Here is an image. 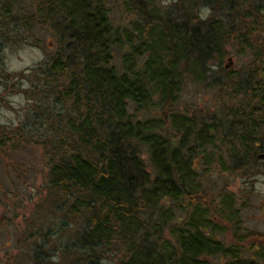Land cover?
<instances>
[{
    "label": "trees",
    "instance_id": "trees-1",
    "mask_svg": "<svg viewBox=\"0 0 264 264\" xmlns=\"http://www.w3.org/2000/svg\"><path fill=\"white\" fill-rule=\"evenodd\" d=\"M157 1L118 0L131 18L115 24L107 0H39L57 43L30 69L36 109L21 130L49 135L11 130L10 146H42L33 264H264L262 234L204 186L212 167L243 171L264 153V0ZM232 48L252 56L241 73L222 68ZM214 67L223 117L176 112L185 82Z\"/></svg>",
    "mask_w": 264,
    "mask_h": 264
},
{
    "label": "rangeland",
    "instance_id": "rangeland-1",
    "mask_svg": "<svg viewBox=\"0 0 264 264\" xmlns=\"http://www.w3.org/2000/svg\"><path fill=\"white\" fill-rule=\"evenodd\" d=\"M11 1L12 21L5 22V18L0 17V129L7 131L9 137L0 148V264H33L32 252L40 241L30 238L36 225L33 217L45 213L36 206L43 195L45 176L42 146L20 141L15 150L11 149V130L19 131L25 138H30V134L34 138L49 135L45 124L36 123L33 127L32 123L30 129H21L36 109L28 92L32 81V77H28L30 69L53 53L57 40L50 23L37 14L39 0ZM107 2L112 8L111 19L115 24L129 21L131 15L119 8L118 0ZM172 2L158 0L157 6L165 8ZM20 18L24 20L19 21ZM36 18L40 19V24ZM24 22L34 25L29 30ZM11 30L12 36L5 37ZM234 48L228 50L222 66L231 74L245 71L252 59L249 53L236 54ZM211 71L213 76L204 83L185 82L174 109L176 112L192 117L206 116L204 119L208 121L223 117L229 108L225 101V86L213 87L208 82L224 79L225 74L218 67ZM204 186L209 190V199L231 194L239 208L242 230L262 234L264 238V153L253 166L243 171L233 172L218 165L212 167L204 179ZM251 253L244 251L248 257ZM209 262L218 264V259L211 258Z\"/></svg>",
    "mask_w": 264,
    "mask_h": 264
},
{
    "label": "flooded vegetation",
    "instance_id": "flooded-vegetation-1",
    "mask_svg": "<svg viewBox=\"0 0 264 264\" xmlns=\"http://www.w3.org/2000/svg\"><path fill=\"white\" fill-rule=\"evenodd\" d=\"M3 5H4V0H0V17H4L5 18V22H9V21H12L11 20V18L10 19H8L6 16L7 15H2L1 14V10H2V8H3ZM1 21H3V20H1ZM8 25V24H7ZM8 26H10V25H8ZM6 32H9V31H7V30H5ZM1 34L3 35V32H1ZM8 36H12V30L10 31V34H7V33H5V37H7V38H10V37H8Z\"/></svg>",
    "mask_w": 264,
    "mask_h": 264
}]
</instances>
